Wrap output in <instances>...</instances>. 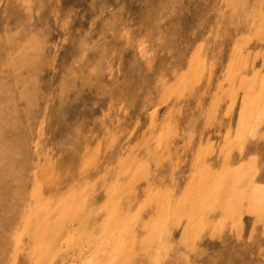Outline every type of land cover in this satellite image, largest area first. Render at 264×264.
Here are the masks:
<instances>
[{"label": "rangeland", "instance_id": "obj_1", "mask_svg": "<svg viewBox=\"0 0 264 264\" xmlns=\"http://www.w3.org/2000/svg\"><path fill=\"white\" fill-rule=\"evenodd\" d=\"M0 264H264V0H0Z\"/></svg>", "mask_w": 264, "mask_h": 264}, {"label": "bare ground", "instance_id": "obj_2", "mask_svg": "<svg viewBox=\"0 0 264 264\" xmlns=\"http://www.w3.org/2000/svg\"><path fill=\"white\" fill-rule=\"evenodd\" d=\"M152 119V118H151ZM241 151V150H240ZM230 157V156H229ZM239 157H240V155H239ZM239 166V165H238ZM226 167V166H225ZM206 181V180H205ZM210 181V180H209ZM207 182V181H206ZM212 182H214V180L212 181ZM253 183V182H252ZM212 184V183H211ZM206 185V184H205ZM198 186V185H197ZM30 210V209H29Z\"/></svg>", "mask_w": 264, "mask_h": 264}]
</instances>
